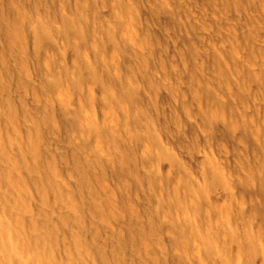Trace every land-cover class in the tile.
<instances>
[{
  "label": "rangeland",
  "instance_id": "374dc122",
  "mask_svg": "<svg viewBox=\"0 0 264 264\" xmlns=\"http://www.w3.org/2000/svg\"><path fill=\"white\" fill-rule=\"evenodd\" d=\"M0 147L51 264H264V0H0Z\"/></svg>",
  "mask_w": 264,
  "mask_h": 264
},
{
  "label": "bare ground",
  "instance_id": "6f19581e",
  "mask_svg": "<svg viewBox=\"0 0 264 264\" xmlns=\"http://www.w3.org/2000/svg\"><path fill=\"white\" fill-rule=\"evenodd\" d=\"M0 158L5 159V154L1 151H0ZM7 160H8V158H7ZM28 163H30V162H28ZM17 178H18V176H17ZM24 181L22 178L21 179H15V176H14L11 168L9 170H0V264H14L16 261L21 262L22 261L21 257H23L26 253H32V255H33L32 258H34L37 261V264H38V261H39V264H49V263L51 264V262L47 261L45 254L43 253V252H45V251H43L45 248H43V250H41V247L43 246V245L41 246V241L43 240L42 236H40V237L36 236L35 243H32V240L35 237H33V239L30 242V231H28V229H27V226H29V223H30L29 218H28V211H29L28 207L29 206L26 203V200H27V198H26L27 197V187L26 186L27 185L24 183ZM15 190H16V192H15ZM43 190H44V188H43ZM46 191H47V189H46ZM13 192H15V193H13ZM73 203H74V201H72V204H71L72 207L76 206V208H77L78 206L75 204L73 205ZM184 216H186V215H183V221H179L175 224L174 228L176 229V231L178 230L180 232V231L184 230L185 228L187 229V218H185ZM130 228H131V226H130ZM32 232H31L32 234H34V232L36 233V231H32ZM36 235H37V233H36ZM38 235H40V234H38ZM136 248H137L136 249L137 253H139V256L141 258L146 259L147 254L149 253V250L144 251L143 246L141 247V243H139V245H137ZM128 249H131V248H128ZM190 249H193V247L187 248V242H185L184 247L182 248V251L174 254V257L178 260V262L176 261V262H174V264L192 263V260H191L192 254H190ZM157 250H159V249H157ZM167 250H163L162 252H160L163 255L161 257V254H160L161 258L159 257V255L158 256L154 255L151 258L152 262L154 264H166V262L169 261L171 254L173 253V250L171 251L172 252L171 254ZM125 251H127V250H125ZM194 251H195V249H194ZM198 252H200V251H198ZM129 253L131 254L132 252H129ZM196 253H197V251H196ZM235 254H237V253H235ZM133 255L136 256L135 254H133ZM199 255L200 254L197 253L196 256H199ZM47 257H48V255H47ZM50 258H51V256H50ZM198 258H200V256ZM136 259H138V258H136ZM193 259H194V257H193ZM141 260H143V259H140V261ZM237 260H238V258H237ZM51 261H52V259H51ZM125 262H126V260H125ZM135 262H137V261H135ZM24 264H25V261H24ZM52 264H54V263H52ZM125 264H129V261L127 260V263H125ZM239 264H240V261H239Z\"/></svg>",
  "mask_w": 264,
  "mask_h": 264
}]
</instances>
